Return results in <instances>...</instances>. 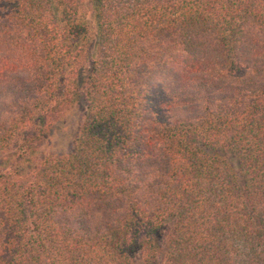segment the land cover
<instances>
[{
    "label": "trees",
    "instance_id": "1",
    "mask_svg": "<svg viewBox=\"0 0 264 264\" xmlns=\"http://www.w3.org/2000/svg\"><path fill=\"white\" fill-rule=\"evenodd\" d=\"M0 264H264V0H0Z\"/></svg>",
    "mask_w": 264,
    "mask_h": 264
},
{
    "label": "rangeland",
    "instance_id": "2",
    "mask_svg": "<svg viewBox=\"0 0 264 264\" xmlns=\"http://www.w3.org/2000/svg\"><path fill=\"white\" fill-rule=\"evenodd\" d=\"M80 102L73 101L53 124L47 137L36 147L37 154H64L70 151L79 116Z\"/></svg>",
    "mask_w": 264,
    "mask_h": 264
}]
</instances>
